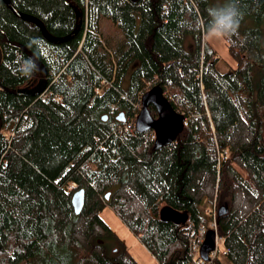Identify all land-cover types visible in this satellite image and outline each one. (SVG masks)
<instances>
[{
	"label": "trees",
	"instance_id": "trees-1",
	"mask_svg": "<svg viewBox=\"0 0 264 264\" xmlns=\"http://www.w3.org/2000/svg\"><path fill=\"white\" fill-rule=\"evenodd\" d=\"M7 1L29 16L0 0V264H139L100 216L106 205L148 264H194L186 222L205 223L199 206L214 197L225 258L264 264V0H234L243 19L226 71L203 37L210 0ZM103 18L121 34L111 48ZM154 84L185 120L158 148L134 125ZM164 205L186 222L162 220Z\"/></svg>",
	"mask_w": 264,
	"mask_h": 264
},
{
	"label": "water",
	"instance_id": "water-1",
	"mask_svg": "<svg viewBox=\"0 0 264 264\" xmlns=\"http://www.w3.org/2000/svg\"><path fill=\"white\" fill-rule=\"evenodd\" d=\"M6 6L17 16H29L13 8L7 0H4ZM33 18V17H32ZM41 26V22H37ZM44 31V29L42 28ZM49 37V36H47ZM51 38V37H49ZM53 39V38H52ZM0 49V61H1ZM19 89L18 92H23ZM149 105H153L156 111V116L151 115ZM117 119L122 120L123 115L120 113L116 116ZM105 118V115L103 116ZM185 123L184 115L176 111L170 104L168 98L165 96L160 85L154 84L145 90L140 96V108L135 116L134 125L138 131H147L152 129L155 133L153 148H158L171 143L176 136L181 132ZM109 193L105 194L108 198ZM71 202L75 212H78L83 203V189H77L71 196ZM226 210V205L221 204L217 208V216ZM159 217L162 220H170L175 223H185L187 215L184 212H179L167 205H164L159 210ZM215 246V231L208 229L205 233L199 249V254L202 259H208V253L214 249Z\"/></svg>",
	"mask_w": 264,
	"mask_h": 264
},
{
	"label": "rangeland",
	"instance_id": "rangeland-1",
	"mask_svg": "<svg viewBox=\"0 0 264 264\" xmlns=\"http://www.w3.org/2000/svg\"><path fill=\"white\" fill-rule=\"evenodd\" d=\"M210 2L211 5L214 6L224 3V0H210ZM259 27L262 32V40L264 42V17L262 21L259 23ZM100 29H101V37L106 47L111 48L112 46H116V44H119L121 42L120 32L108 19L105 18L101 19ZM203 37L208 43V45L211 48H213L216 55H218V60L216 61V68L219 71H226L230 68L236 67L237 61L228 50L227 44L224 40L208 38L206 37L205 34L203 35ZM191 44H192V37L188 34L184 38L183 45L186 49H189ZM138 107L140 108V105ZM209 203L210 201L209 202L203 201L199 206L200 211L204 213V218H206L205 223L207 222L208 219L207 212L210 205ZM100 216L116 233V235L125 245L126 249L139 264H148L155 262L153 255L148 251V249L140 242L137 236L125 225V223L108 205H106L101 210ZM110 243L112 248H114L115 250H119L120 246L117 242L110 241ZM218 248H219L218 257L222 260L223 264H231L224 256V251H223L224 246L221 241H219L218 243Z\"/></svg>",
	"mask_w": 264,
	"mask_h": 264
},
{
	"label": "built area",
	"instance_id": "built-area-1",
	"mask_svg": "<svg viewBox=\"0 0 264 264\" xmlns=\"http://www.w3.org/2000/svg\"><path fill=\"white\" fill-rule=\"evenodd\" d=\"M95 90L96 92H99L100 88H96ZM123 128L129 130L131 128V122H126L123 125ZM147 134L150 139H155V133L152 129L147 130ZM209 204L210 205L207 212L208 219L206 223H194L192 220H187V222L185 221L186 228L184 233L187 239V252L189 258L194 264H211L213 259L218 256L219 253L218 243L221 241V237L217 232L216 217L218 205L215 197L210 201ZM208 229H213L215 231V246L214 249L208 253V259L204 260L199 254V249Z\"/></svg>",
	"mask_w": 264,
	"mask_h": 264
},
{
	"label": "clouds",
	"instance_id": "clouds-1",
	"mask_svg": "<svg viewBox=\"0 0 264 264\" xmlns=\"http://www.w3.org/2000/svg\"><path fill=\"white\" fill-rule=\"evenodd\" d=\"M209 21L203 25L206 37L222 39L231 43L240 28L243 12L234 0H224V3L214 5L208 9ZM35 62H30L32 67Z\"/></svg>",
	"mask_w": 264,
	"mask_h": 264
},
{
	"label": "crops",
	"instance_id": "crops-1",
	"mask_svg": "<svg viewBox=\"0 0 264 264\" xmlns=\"http://www.w3.org/2000/svg\"><path fill=\"white\" fill-rule=\"evenodd\" d=\"M200 209V208H199ZM200 214H201V216H203L204 217V213H202L201 211H200ZM207 216V215H206ZM208 217V216H207Z\"/></svg>",
	"mask_w": 264,
	"mask_h": 264
}]
</instances>
